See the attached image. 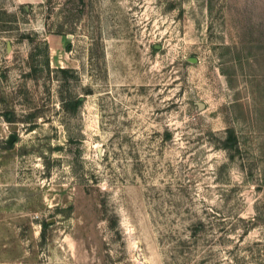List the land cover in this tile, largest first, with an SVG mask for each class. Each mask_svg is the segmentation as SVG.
I'll use <instances>...</instances> for the list:
<instances>
[{"label":"rangeland","instance_id":"rangeland-1","mask_svg":"<svg viewBox=\"0 0 264 264\" xmlns=\"http://www.w3.org/2000/svg\"><path fill=\"white\" fill-rule=\"evenodd\" d=\"M0 264H264V0H0Z\"/></svg>","mask_w":264,"mask_h":264},{"label":"water","instance_id":"water-1","mask_svg":"<svg viewBox=\"0 0 264 264\" xmlns=\"http://www.w3.org/2000/svg\"><path fill=\"white\" fill-rule=\"evenodd\" d=\"M200 105H203L202 103H200Z\"/></svg>","mask_w":264,"mask_h":264}]
</instances>
